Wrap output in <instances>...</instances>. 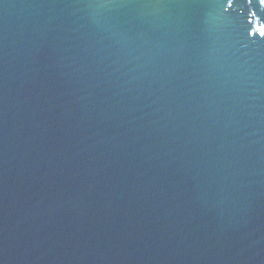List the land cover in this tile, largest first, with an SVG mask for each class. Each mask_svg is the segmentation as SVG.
Returning <instances> with one entry per match:
<instances>
[{"label": "water", "instance_id": "water-1", "mask_svg": "<svg viewBox=\"0 0 264 264\" xmlns=\"http://www.w3.org/2000/svg\"><path fill=\"white\" fill-rule=\"evenodd\" d=\"M0 264H264V0H0Z\"/></svg>", "mask_w": 264, "mask_h": 264}]
</instances>
